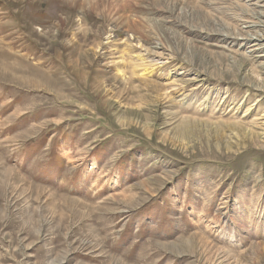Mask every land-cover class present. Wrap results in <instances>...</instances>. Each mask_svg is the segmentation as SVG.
<instances>
[{"label": "rangeland", "instance_id": "rangeland-1", "mask_svg": "<svg viewBox=\"0 0 264 264\" xmlns=\"http://www.w3.org/2000/svg\"><path fill=\"white\" fill-rule=\"evenodd\" d=\"M0 32V264H264V0H0Z\"/></svg>", "mask_w": 264, "mask_h": 264}, {"label": "bare ground", "instance_id": "bare-ground-1", "mask_svg": "<svg viewBox=\"0 0 264 264\" xmlns=\"http://www.w3.org/2000/svg\"><path fill=\"white\" fill-rule=\"evenodd\" d=\"M251 16V15H250ZM253 19V18H252ZM251 19V20H252ZM247 22H248V20H246ZM251 22V21H250ZM28 24V23H27ZM247 24V23H246ZM251 25L248 27V28H250L251 26V28H255L257 25H259V24H257V25H255V24H253V23H250ZM263 24V23H262ZM244 25H245V23H244ZM261 25V24H260ZM246 26H248V24L246 25ZM258 28V27H257ZM254 30V29H253ZM2 31V30H1ZM1 33V32H0ZM243 34V33H242ZM246 34H247V32H246ZM259 34V33H258ZM256 34H254V36H255ZM241 37V36H240ZM256 37V36H255ZM259 37V36H258ZM262 37H263V35H262ZM239 38V37H238ZM242 38H244V37H242ZM255 40V42H252L251 44H250V47H253V48H255V46L257 47L258 46V43L257 42H259L260 40H259V38H257L256 37V39H254ZM53 47V46H52ZM252 48V49H253ZM254 50H256V48L255 49H253V51ZM3 63V56H1L0 55V64H2ZM25 63V62H24ZM20 65H21V61H20ZM24 65H26V64H24ZM21 67H23V68H25V69H27L26 71H28L30 68L29 67H27V65L24 67V66H22L21 65ZM24 70V69H23ZM30 73V72H29ZM32 73H34V72H31V74ZM33 75V74H32ZM35 76V75H34ZM39 76V75H38ZM37 77V76H36ZM246 114V113H245ZM245 116V115H244ZM244 116H242V118H244ZM258 121V120H257ZM257 121L255 120V124L257 123ZM264 122V121H263ZM262 124H264V123H262ZM261 124V125H262ZM239 125V124H238ZM257 125V124H256ZM260 125V124H259ZM245 127V126H244ZM237 131H238V129H237ZM255 131V130H254ZM245 133L249 136V135H251L252 133H253V129L252 128H245ZM232 134V133H231ZM234 135V134H233ZM253 135V134H252ZM237 136V135H236ZM257 136V135H256ZM239 137V136H238ZM237 138V137H236ZM252 138V137H251Z\"/></svg>", "mask_w": 264, "mask_h": 264}]
</instances>
